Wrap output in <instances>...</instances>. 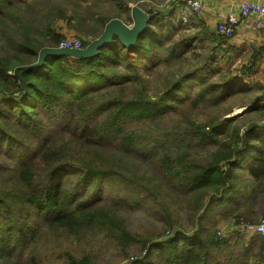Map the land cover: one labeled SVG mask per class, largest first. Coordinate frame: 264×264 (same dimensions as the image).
Listing matches in <instances>:
<instances>
[{
	"label": "trees",
	"instance_id": "1",
	"mask_svg": "<svg viewBox=\"0 0 264 264\" xmlns=\"http://www.w3.org/2000/svg\"><path fill=\"white\" fill-rule=\"evenodd\" d=\"M30 1L32 0H0V34L4 38V48L13 53L8 57H0V137L6 139L9 148L14 147L18 150L22 146L20 135L23 133L18 126L42 128L43 123L37 112L39 110L47 116L50 115V121L57 122L59 118L57 108L64 109L61 113L64 119L71 113L73 118L77 116V123L82 129L61 147H52L50 137L36 152L20 155V163L15 170L0 163V175L6 174L5 170L13 172L7 177L10 185L0 186V258L5 259V264H19L17 260L15 262L10 260L12 252L36 244L42 228H46L47 231L57 230L61 235L63 233L75 235L85 226L97 225L107 229L125 252L129 246L138 242L116 215L100 209L92 210L88 199L73 200L71 198L73 189L66 190L63 188L61 178L60 181L57 179L63 173L74 170L79 174V179L87 183L96 180L94 185L89 187L96 191L102 185V177L111 171L105 167H99L104 170L98 167L91 169L88 165L84 166L85 162L72 164L65 161V157L58 156L61 152L63 154L70 151L73 144L76 146L75 141L83 137L88 140L93 138L97 145L111 140L122 155L152 158V163L162 174L171 191H186V194L193 196L191 198L195 212L208 207L207 198L212 201L214 197H223L232 190L235 196L243 194L244 197L243 201L237 202L236 209L241 212L237 221L242 219L249 222H264V207L260 209L262 212L259 219L252 218L255 216L256 200L261 197L260 191L264 193V153L260 152V147L253 146V143H264V139L258 136V132L264 127L253 124L242 136L233 128L230 132L232 135H227L230 123L245 113L227 118L220 124H213L207 127L209 129L202 127V132L195 129L187 135H175L174 141L170 143H178L180 151L174 155L164 147L168 140L159 144L153 142V147L156 146L157 149L159 146L160 151L156 150L151 155L143 153L140 150L142 142L139 136L133 131H127L122 124L127 117L134 116L137 119L158 120L164 114V109L175 101L174 94H179L183 89L179 83H185L198 74L188 71L180 75L168 89L169 92L154 103L143 94L132 95L123 101L110 94L108 89L119 86L122 77L127 78L126 81L130 77L137 78L141 67L147 68L146 71L150 70L151 65L158 61L157 55L162 50H166L173 61H179L189 50L192 51L194 46L191 44V37L168 46L169 37H163L158 32L167 27L173 42L175 37L179 36V32L185 30L180 25L175 26L174 10L170 14L169 9L147 11L154 15L153 19L133 47L125 48L115 40L109 46L100 49L94 58L47 56L42 65L20 70L16 74L17 68L36 63L42 49L57 48L62 40V36L49 24H46L42 36L41 34L32 36L25 27L18 33H11L14 32L11 31V23L16 19L12 9L19 5L29 6ZM30 8L27 7L26 10L30 11ZM126 9L130 10L129 7ZM63 17L57 16L59 20ZM109 21L108 18L99 19L103 29ZM101 34L83 41L84 46L87 47ZM195 40L203 44L208 40L212 44L211 50L221 54L224 51L222 45L226 43L213 34ZM122 66L126 70L124 73L121 72ZM207 87L208 85H204L200 88L197 98L193 100L194 103H202L208 95V101L217 103L218 98L211 94L214 92L212 89L214 87L219 92L223 87L220 89L215 86ZM257 110L258 108L254 109ZM93 115L102 119L88 123ZM60 121L64 120L59 119ZM218 136L224 137L218 140ZM191 139H197L201 144L205 143L206 145H203L205 148L212 147L217 150L203 162L191 159L190 154L181 147L192 149L189 146ZM18 156L16 154V157ZM243 158L250 161L248 172L251 171L253 174L250 172L249 176L256 184L259 181V188L252 185L248 188L235 187L239 178L236 170ZM118 175L123 177V174ZM221 248L222 241L216 235L205 236V232L200 230L190 238L186 232L181 231L172 238L152 244L147 249L145 258L137 259L134 264H150L149 259L154 250L165 256L162 261H166V264H211L213 252ZM260 256V261H264L261 253ZM70 264H78L72 256Z\"/></svg>",
	"mask_w": 264,
	"mask_h": 264
},
{
	"label": "rangeland",
	"instance_id": "2",
	"mask_svg": "<svg viewBox=\"0 0 264 264\" xmlns=\"http://www.w3.org/2000/svg\"><path fill=\"white\" fill-rule=\"evenodd\" d=\"M135 1H139L145 11L150 9L164 11L169 4L171 5V0H32L29 6L19 5L12 9L16 19L11 23V31H14L11 33H18L25 27L32 36L35 34L42 36L46 24H49L62 38L74 36L87 41L92 36L102 33L103 27L99 19L123 15L125 6ZM27 7H31V10L27 11ZM176 13L175 26L180 25L185 30L182 29L173 42L167 27L157 31L163 37H169L168 46L191 37V44L195 48L184 54L179 61L171 60L166 50H162L157 55L158 61L151 65L150 70L146 71L147 68L141 67L137 78L130 77L126 81L127 78L122 77L119 86L108 88L110 94L123 101L132 95L143 94L154 103L169 92L168 89L180 75L188 71L198 73L187 82L179 83L183 89L179 94H174L175 101L164 109V114L158 120L137 119L134 116L127 117L128 119L122 122L127 131H133L139 136L142 142L140 150L147 155L153 154L156 150L160 151L159 146L157 149L156 146L153 147V142L159 144L166 140L168 143L164 147L174 155L180 151L178 143H170L175 135H187L195 129L202 132V127L220 124L227 118L243 113L245 115L237 117L230 123L228 136L232 135L230 132L233 128L242 136L253 124L264 127V105L256 102L258 98L256 90L246 83L244 71L247 66L242 63L244 59L242 54L239 56L231 50L224 58L223 52L221 54L211 50L212 44L208 40L206 44L195 40L202 39V35L196 34L194 30L189 31V26L179 16L180 12ZM58 15L64 17L59 20ZM226 51L225 48V53ZM11 54H13L11 50L4 48V38L0 34V57H8ZM121 69V72H126L124 66ZM204 85H208L207 88L223 87L219 92L214 87L212 89L214 92L211 94L217 96V103L208 101L209 95L202 103H194L197 92ZM257 108L258 110L254 111ZM56 111L59 115L57 122L50 121V115L47 116L41 110L37 111L43 123L42 128L18 126L23 131L20 135L22 146L18 150L14 147L9 148L6 139L0 137V163L15 170L20 163V155L36 152L48 138L51 137L52 147L56 148L74 138V134L82 129L77 123V116L73 118L71 113L64 119L61 114L64 109L57 108ZM59 119L64 121L59 122ZM95 119L100 120L102 117L93 115L88 123ZM56 129L61 131L57 132ZM258 136L264 139V129L258 132ZM223 137L218 136V140H222ZM92 139L84 137L78 139L75 141L76 146L73 144L70 151L63 154L61 152L58 156L65 157V161L72 164L85 162L84 166L88 165L91 169L105 167L111 170L107 176L102 177L101 187L96 191L90 189L96 180L87 183L79 179V174L74 170L63 173L57 179L61 178L63 188L66 190L73 189L75 193H71L73 200L88 199L92 210L100 209L116 215L138 242L129 246L125 252L107 229L97 225L85 226L75 235L65 233L61 235L57 230L47 231L46 228H42L36 244L12 252L11 261L17 260L19 264H70L72 256L78 264H134L137 259L145 258L147 249L155 242L172 238L181 231L192 238L195 233L202 230L205 236L216 235L222 241V248L213 252L211 264H264V261H260V253L263 257V236H246L238 231L241 224L249 223L242 219L237 221L241 214L236 209L237 202L244 200L243 194L235 196L230 190L223 197H214L212 201L207 198L208 207L195 212L191 198L193 196L186 194V191H171L162 174L152 163V158L122 155L113 141L97 145ZM189 144L192 149L181 146L183 151L188 152L191 159L199 162L208 159L211 153L217 150L212 147L205 148L203 145L206 144H201L197 139L189 140ZM255 146L260 147V152L264 153V143H256ZM16 154L19 156L16 157ZM249 165L250 161L246 158L241 160L236 170L239 177L235 186L237 189L248 188L251 185L259 188V181L256 184L249 176L251 172H248ZM5 172L7 173L0 175V186L10 185L7 177L11 171ZM118 174H123V177ZM260 192L261 197L255 204V216L252 217L256 220L261 217L260 209L264 207V193ZM151 256L150 264H166V261H162L165 256L158 254L156 250ZM4 260L0 258V264H5Z\"/></svg>",
	"mask_w": 264,
	"mask_h": 264
},
{
	"label": "crops",
	"instance_id": "3",
	"mask_svg": "<svg viewBox=\"0 0 264 264\" xmlns=\"http://www.w3.org/2000/svg\"><path fill=\"white\" fill-rule=\"evenodd\" d=\"M243 1L250 0H204L203 12L200 15L189 16L186 25H188L191 30H194L196 34L202 35V37H206V35L210 34L216 35L215 30L218 23L222 22L229 12L233 10L237 11L238 4ZM127 7H129L130 10L126 9ZM135 7L145 11L143 5H140L139 1H135L125 6L123 15H113L107 18H109V20L120 19L125 24L131 26L132 10ZM167 9L174 10L172 6ZM176 11L180 12L179 16L182 18V9L179 8V10H174L173 16L177 14ZM221 39L226 42L222 45L224 50L222 55L224 58L226 55H229L231 50L232 52H236L239 56L242 54L244 57L242 63L247 66V69L244 71V77L247 78L246 83H248L252 89L256 90V97H258L256 102L264 105V23L259 28H256L254 19L250 18L237 28L236 34L232 40ZM225 48L227 49V53H225ZM255 145L256 143H253V146Z\"/></svg>",
	"mask_w": 264,
	"mask_h": 264
},
{
	"label": "built area",
	"instance_id": "4",
	"mask_svg": "<svg viewBox=\"0 0 264 264\" xmlns=\"http://www.w3.org/2000/svg\"><path fill=\"white\" fill-rule=\"evenodd\" d=\"M172 9H182V20L188 22L191 15H200L204 10V0H171ZM168 7H166L167 9ZM250 18L254 19L255 27L259 28L264 23V1H243L237 6V11L233 10L227 14L225 19L218 23L215 34L218 37L232 40L236 34L237 28ZM57 48L61 49H84L82 39L74 36L62 38ZM264 54V48H263ZM239 233L246 236H263L264 244V222L263 223H245L238 227ZM264 257V246H263Z\"/></svg>",
	"mask_w": 264,
	"mask_h": 264
},
{
	"label": "water",
	"instance_id": "5",
	"mask_svg": "<svg viewBox=\"0 0 264 264\" xmlns=\"http://www.w3.org/2000/svg\"><path fill=\"white\" fill-rule=\"evenodd\" d=\"M173 10H169L170 14ZM154 15H150L142 9L135 7L132 10V25L125 24L120 19L110 20L102 34L93 40L84 49H61V48H44L39 52L36 63L19 67L15 70L16 74L20 70H28L43 64L47 56H70L81 59L94 58L99 54L100 49L109 46L113 41H118L125 48L133 47L137 44L141 35L146 31Z\"/></svg>",
	"mask_w": 264,
	"mask_h": 264
}]
</instances>
